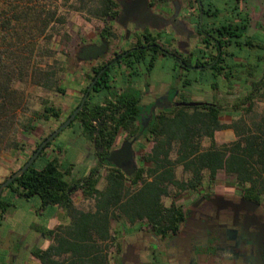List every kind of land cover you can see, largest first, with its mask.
I'll return each instance as SVG.
<instances>
[{"label": "trees", "instance_id": "trees-1", "mask_svg": "<svg viewBox=\"0 0 264 264\" xmlns=\"http://www.w3.org/2000/svg\"><path fill=\"white\" fill-rule=\"evenodd\" d=\"M147 1L154 9L171 0ZM192 1L199 9L217 5L212 0ZM236 1L241 5L247 0ZM71 11L97 22L95 29L101 39L119 37L114 22L122 14L120 0H0V157L4 152L23 151L26 145L23 135L32 138L40 125L61 117L62 108L47 97H41L42 107H36L34 96L23 85L65 93L61 77L66 67L56 59L58 52L52 44L57 36L66 41L71 39L66 28ZM235 11L239 15L243 9L236 6ZM247 22L246 17L240 16L239 20L213 27L211 37H205L201 42L203 47L196 50L211 54L214 72L222 70V63H227L230 73H240L245 83L249 80L243 74L257 72L258 62L263 59L258 55L255 65L233 61L235 56L249 59L245 42L252 44L254 40L245 34ZM142 37L135 49L117 54L116 61L121 60L120 65L113 64L114 59L110 60L106 54L91 65L92 72L87 74L90 82L82 89V97L68 115L80 105L99 75L83 109L70 124L77 121L89 141L87 145L97 148L98 162L91 173L82 174L72 183L68 176L74 163L64 167L56 156L43 159L55 138L48 142L28 170L3 191L0 223L16 197L31 199L37 196L42 207L59 205L65 209L70 222L51 231L54 242L47 249L35 252L42 264H109V253L105 250L108 242L116 240L111 231L114 223H145L156 231L177 229L184 217L183 207L175 199L185 191H195L207 182H214L220 172L233 177L248 195L264 198V89L250 90L230 109L226 98L208 101L210 104L160 109L143 130L140 123L142 91L125 85L126 81L120 78L137 75L139 67L141 72L151 73L160 55L178 59L181 71L189 69L191 60L171 44H161L159 38L163 36L160 34L146 30ZM196 64L204 65L205 62L198 56ZM230 73L226 76L229 80L232 79ZM202 75L183 79L188 74L181 73L176 78L191 86L192 81L197 84L205 81ZM115 77L119 80L113 83ZM206 81L212 82L213 89L220 90L221 80L217 73L209 75ZM259 84L255 86H263L264 81ZM103 91L104 96L96 99ZM181 96L182 100H187L183 93ZM256 98L263 102L260 111L254 110ZM246 103L248 107L243 108ZM227 110L232 112L230 122L222 118ZM226 129L233 130L235 138L219 143L217 133ZM54 130L41 140L35 137L33 153ZM120 131L131 134L140 131L152 143L150 150L140 156L142 165L131 175L109 159ZM206 139L209 145L204 144ZM56 147L60 151L65 149L60 144ZM39 159L42 163H37ZM105 166V183L99 188L97 185ZM79 194L93 202L89 209L77 206L75 198ZM166 198L172 200L170 204L165 203Z\"/></svg>", "mask_w": 264, "mask_h": 264}, {"label": "flooded vegetation", "instance_id": "flooded-vegetation-1", "mask_svg": "<svg viewBox=\"0 0 264 264\" xmlns=\"http://www.w3.org/2000/svg\"><path fill=\"white\" fill-rule=\"evenodd\" d=\"M120 1L125 4H131L136 0ZM184 6H186L185 15L179 18L184 22L185 26L174 28L182 32V35L178 36L175 30L173 40L182 42L185 45L184 55L188 60H191L187 74L191 73V71L194 72V75H200L207 71L209 75L217 73L222 83L220 90H227L232 85L243 88V91L247 92V94L253 89L262 90L264 85L255 86V83L261 84L264 81V58L258 62L259 69L257 72L252 75H250L251 73L243 74V77L247 76L249 80L245 83L239 76L240 73L235 71L230 73L227 63H222V70L214 72V69H212L214 62L211 54L208 52L205 54L196 52V50L203 47L201 45L202 40L205 37H211L213 27L221 25V23H230L233 19L239 20L240 16L248 19V28L245 34L252 37L253 35L249 33L252 21L257 19L256 22H261L263 26L264 14H262V9L254 7L247 9L244 7L242 14L236 15V6L221 9V6L218 5H205L199 9V6L192 0H188L185 5L181 4L176 7L182 8ZM156 12L163 14L165 20L162 21L173 27L174 19L172 17L168 18L166 15L175 16L178 11L176 13L174 10L168 12L162 9ZM262 15L263 18H261ZM118 21L121 22L126 33L130 36L129 38L125 37L122 48L119 51H112L108 57L110 60L114 59L113 64L116 66L121 64V60L119 62L116 61L117 54L135 49L139 40L143 38V33L148 30V27L144 28V30L141 28L136 29V23L131 20L124 21V17L119 18ZM162 21L159 23L162 24ZM205 23L207 25H204ZM255 27L258 29L260 26L257 25ZM164 30L162 31L166 32V29ZM171 35V33H168L167 38ZM97 42L98 44L102 42L100 35ZM245 45L249 59L235 56L233 61L234 63H240L241 61L251 62L255 65L258 56L256 57L252 52L256 46L264 50V44L254 41L252 44L245 42ZM191 55L193 56L190 57ZM198 56L205 62L204 65L196 64ZM139 68L137 75L133 74L129 77V80L133 82L127 81L125 85H133L137 89H141L142 105L147 108L148 106L149 108L156 106L152 115L149 112L141 113L140 123L144 130L148 127L156 111L173 107L177 102L184 100L181 99L182 92L180 89L175 99L170 97L169 100H163L167 93L156 94V90L152 89L150 82L145 80L147 72L143 73L141 72V67ZM228 73L232 76L231 80L226 77ZM148 74L150 75V73ZM137 77L138 80H136ZM211 83V81H208L209 89H213ZM203 84L205 82L199 83V85ZM187 86L182 84L181 87L186 90ZM122 135H124L122 140L119 143L117 142L111 150L130 143L132 151L138 156L139 148L142 149V138L147 139V137L140 131L135 134L120 131L118 137ZM93 147L94 154L89 151V145L85 147L84 152L86 153L83 154L85 158H93L96 163L93 167L86 168L88 172H83L82 174L84 175L90 174L98 162L97 148ZM103 170L107 171L106 166L102 169V175ZM193 192H195L193 197L188 200L186 205H182L184 220L179 224L178 228L169 231H156L143 225L140 235H132L126 241V248L122 254V264H264V198L256 199L248 195L234 181L226 183H215L214 181ZM20 242L23 244L22 240ZM2 262L8 264L4 260ZM13 264H15V261Z\"/></svg>", "mask_w": 264, "mask_h": 264}, {"label": "rangeland", "instance_id": "rangeland-1", "mask_svg": "<svg viewBox=\"0 0 264 264\" xmlns=\"http://www.w3.org/2000/svg\"><path fill=\"white\" fill-rule=\"evenodd\" d=\"M210 1V0H207ZM188 0H171L168 3L157 5L154 11L159 10H166L170 11H178L175 16L166 15V17H172L174 19L172 26H169L167 23L163 22L162 24L159 23L158 27L155 28L151 23H144L141 21L137 15L136 11L133 12H126V10H122V14H125L124 21H134L136 23V29H143L148 27V30L155 35H162L163 37L159 38V42L161 44H171L172 47H175L180 52L185 53V45L182 42H178L173 40V34H175L174 28L180 26H185L184 22L180 20L179 17L185 15L186 6L179 8L176 7L177 5H185ZM213 2L217 3L218 6H221V9H225L228 7H235L238 6L241 9L244 7L247 9L257 8L262 9L264 14V0H247L243 2L241 5L237 3L236 0H213ZM232 2V3H231ZM157 14L162 15L163 20H165V16L161 13L156 12ZM263 18V15L261 16ZM168 20V19H167ZM252 21V27L249 31L251 33L252 39L256 41V43H263L264 44V22L263 26L261 22ZM264 21V20H263ZM168 22V21H167ZM95 21H89L86 17L80 13L71 11L68 15V23L66 25L67 30L71 35V39L66 41L62 39L60 36H57L54 40L52 47L57 50L56 59L63 62L64 66L66 67L65 72L62 73L61 77V86L65 89V93L59 92H49L43 89L37 88L31 84H24L23 87L27 89L28 92L32 93L35 100L36 107L41 106V97H47L51 100V103L55 104L56 106L62 108V114L59 120H55L52 118L51 120L47 121L45 124L40 125V128L35 132L34 137H27L23 135V139L25 142V149L23 151L14 150L9 152H4L0 157V184L9 176L12 172H15L19 167L29 158V156L33 153V150L36 146V139L41 140L44 136H47L53 129L58 128L61 123L65 122L68 118V115L71 113L72 109L77 105L79 99L82 97V89L90 82L89 77H87L88 73H91V65L96 63L97 60L85 61L78 59V53L81 51V47L86 44L97 43L99 40V33L95 29ZM115 30L118 32L119 37L115 40H109V52L106 53V57L110 56V53L114 50H120L122 48V43L125 37L128 35L125 31L124 26L119 21H115ZM171 25V24H170ZM259 25L260 27L256 29L255 26ZM166 29V32H164ZM256 29V30H255ZM164 30V31H162ZM179 31L176 30V34L180 36L178 33ZM171 33L172 35L169 37V40H165L167 38V34ZM174 37H176L174 35ZM184 40V39H183ZM170 41V42H169ZM102 43V42H101ZM124 46V45H123ZM127 46V45H125ZM253 55H261L264 58V50L260 49L256 46L253 50ZM99 61V60H98ZM258 61V60H257ZM180 61L175 57L171 56H159L155 67L153 68L152 72L146 80L150 82V85L153 89V86L156 85V94L167 93L166 96L169 100L170 97H174L178 94L179 89L183 93V97H186V101H202L208 102L209 100H216L221 98H226L229 102V109L232 108L233 104H235L239 99L244 98L247 95V92L243 91V88H240L237 85H232L227 90H213L209 89L208 85V75L209 72H203L202 76H205L206 80L203 81L205 84L199 85L195 82H191L192 87H188L185 90L182 86L183 82L177 81V75L181 74L183 71L182 69L177 66ZM124 66V65H123ZM125 67V66H124ZM145 70V68H144ZM194 76V72L188 74V76H184L183 79L186 77L192 79ZM116 78V77H115ZM123 79L124 81H131L129 77H121L120 80ZM128 79V80H127ZM136 79V78H135ZM119 80V77L116 78ZM138 80V77L137 79ZM140 81V80H139ZM128 84V83H127ZM222 85V83H221ZM199 87V88H198ZM201 88V89H200ZM264 89V88H263ZM262 89V90H263ZM258 92V90H257ZM105 91L101 92L96 99L103 97ZM256 105L255 111H260L263 107V102L256 98ZM146 105V104H145ZM249 103L243 105V108L248 107ZM143 112H149L151 115L152 108L145 107L141 104ZM156 107V106H155ZM223 120L226 122H230L232 117V112L229 110L225 111L222 116ZM81 126L76 121L72 125L66 127L54 140L53 146L47 150L48 157L52 159L54 156L60 159V162L63 164L64 167H67L69 164L74 163L75 166L73 167V171L68 176L70 181L75 182V180L81 177V174L85 171L86 168H91L95 165V161L91 157L85 158V147L88 144V140L86 136L82 134ZM124 135L118 137V143L122 140ZM235 138L234 131L231 129H226L219 131L217 133V141L219 143L226 142L233 140ZM142 145L145 146V149L139 148V154L137 156V162L139 167L142 165L140 160V154H142L143 150H150L152 143L142 138ZM60 144L64 146V150L60 151L56 145ZM205 145H209L210 141L205 140ZM91 154H94V147L91 145L89 150ZM84 153V154H83ZM37 163H41V159L37 161ZM103 176L100 177L98 182V187L102 188L104 186L105 180L104 175L106 173L103 170ZM234 181L233 177L220 172L215 180L216 182H231ZM130 184V183H128ZM208 184L205 183V185ZM195 192L193 191H185L180 196L176 198V202L179 205H186L188 200H190ZM75 202L84 209L88 207V201L84 199L80 194L76 195ZM166 204L171 203L170 198L165 199ZM12 214L8 217L3 224L0 226V258L5 257L7 252L10 251H17L21 249L22 243L20 240L24 239L26 236L27 239L25 240L26 243L23 246L27 245V242L33 240L35 236V230L39 226L49 225L51 222L48 221V216L51 214L52 209L50 207H46L44 210H41V203L37 196L32 197L30 201H27L23 198H17L14 202V207H12ZM14 214V215H13ZM47 218V219H46ZM120 226H116L118 229ZM119 230V229H118ZM10 246V247H9ZM8 264H12L10 261Z\"/></svg>", "mask_w": 264, "mask_h": 264}, {"label": "water", "instance_id": "water-1", "mask_svg": "<svg viewBox=\"0 0 264 264\" xmlns=\"http://www.w3.org/2000/svg\"><path fill=\"white\" fill-rule=\"evenodd\" d=\"M121 2V8L122 10H126V12H133L136 11L138 17L141 21H144V23H151L154 25L155 28L158 27V23L163 20L162 15L157 14L152 7L148 6L147 0H136L133 3L125 4L122 1ZM125 17V14L120 16V18ZM118 21V19H117ZM179 34H182V32H178ZM102 43H91L86 44L81 47V51L78 53V59L79 60H98L102 55H105L109 52V39L102 38ZM99 75L95 77L93 82L88 88V91L83 96L82 102L80 105L75 108L73 113L67 118L65 122H63L58 128H56L43 142L39 145V147L36 149V151L30 156V158L24 163L22 167H20L17 171H15L13 174L9 175L1 184H0V198L3 194L4 189L16 178L20 177L28 170V168L36 161V159L39 157L40 153L42 152L43 148L48 144V142L55 139L66 127H68L71 122L76 118L78 113L83 109L84 104L87 100V97L89 95L90 90L94 86L95 82L98 80ZM168 96H164L163 100H166ZM204 103L210 104V102H202V101H180L177 102L176 105L179 106H196V105H202ZM156 107H152V110L154 111ZM152 111V112H153ZM153 113H151L152 115ZM110 161L122 168V170L127 174L131 175L136 168L138 167L137 162V156L134 154V151H132L130 143H126L122 145L119 148H115L111 150L110 154Z\"/></svg>", "mask_w": 264, "mask_h": 264}, {"label": "crops", "instance_id": "crops-1", "mask_svg": "<svg viewBox=\"0 0 264 264\" xmlns=\"http://www.w3.org/2000/svg\"><path fill=\"white\" fill-rule=\"evenodd\" d=\"M180 35H182V34H180ZM182 73L187 74V70H183ZM148 75L149 74L147 73L145 75V77H148ZM116 78H113V79L116 80ZM145 80H146V78H145ZM116 81H118V80H116ZM146 81H148V79ZM177 81L180 82V80H177ZM153 88H156V85L153 86ZM175 98H176V95L173 97V99H175ZM146 140H148V139H146ZM142 149H145V146L142 145ZM143 151L146 152L149 150H146V151L143 150ZM43 159H45V160L50 159V157H48V154H47ZM41 163H42V161H41ZM84 172L87 173L88 172L87 169ZM17 198H21V197H16L15 199H12L13 205L10 207L9 211L6 213L4 219L0 223V226L3 224V222L8 217L11 216V214H12L11 209H12V207H14V202ZM23 199H25V198H23ZM38 199L40 200L39 197H38ZM26 200L30 201V199H26ZM87 201L89 204H88V207L86 209H89L90 206L93 204V202L90 199H88ZM40 203H41V200H40ZM75 203L77 204L78 207H80L77 202H75ZM46 207H50L53 211L47 217L48 221L50 220L51 223L49 225L37 227V229L35 230V236H34L32 241L30 240L29 243L27 242V245H26L27 247L23 246V244L26 243L25 240L27 239V237L25 236L24 239H22V241L24 243L22 244L21 249L17 250V251L11 250L10 253L7 252V255L5 257L0 258V264H4L2 262V260H4L6 263H8L10 261L12 264L14 263V261H15V264H42L41 260L35 255V252H37L39 250L47 249L54 242V238L52 236L51 231L53 232L58 228V226L65 225V224H68L70 222V219L67 216L66 211L62 206L48 205ZM46 207L41 206V210H44ZM80 208H82V207H80ZM143 225L146 228H148V226H146L145 223H137L135 225H130L128 223H125V224L124 223H121V224L114 223L112 225L113 227H112L111 231H112V233L115 234L116 240L113 243L108 242L109 246L106 245L105 251L109 253V256H108L109 257V259H108L109 264H122V254L126 248V241L128 239H130V236H132V235L133 236L140 235V233H141L140 230L142 229L141 227ZM116 226H120L118 228L119 230L116 228ZM105 244H107V242ZM56 258L59 259L60 257L57 256Z\"/></svg>", "mask_w": 264, "mask_h": 264}]
</instances>
